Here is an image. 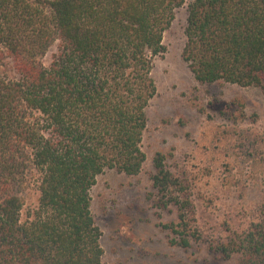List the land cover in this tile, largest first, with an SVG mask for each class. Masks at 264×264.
<instances>
[{"label": "trees", "instance_id": "trees-1", "mask_svg": "<svg viewBox=\"0 0 264 264\" xmlns=\"http://www.w3.org/2000/svg\"><path fill=\"white\" fill-rule=\"evenodd\" d=\"M186 0H0V49L13 79H0V264H102L91 191L100 175H138L147 108L157 95L154 61ZM183 58L202 84L264 92V0H194ZM58 45L52 63L42 58ZM165 226L186 247L195 207L187 184L155 159ZM34 181L38 205L23 215ZM222 257L264 264V209Z\"/></svg>", "mask_w": 264, "mask_h": 264}, {"label": "rangeland", "instance_id": "rangeland-1", "mask_svg": "<svg viewBox=\"0 0 264 264\" xmlns=\"http://www.w3.org/2000/svg\"><path fill=\"white\" fill-rule=\"evenodd\" d=\"M186 0L164 36L166 53L154 61L157 95L147 108L142 142L146 161L136 176L111 170L91 191L92 213L102 232V264H243L240 254L216 249L244 235L264 209V92L218 82H198L183 51L187 42ZM53 45L42 58L49 66ZM16 72L0 49V79ZM187 184L195 207L192 236L182 247L165 226L177 224L178 207L161 209L153 186L155 159ZM26 216L38 205L34 181L23 193Z\"/></svg>", "mask_w": 264, "mask_h": 264}]
</instances>
